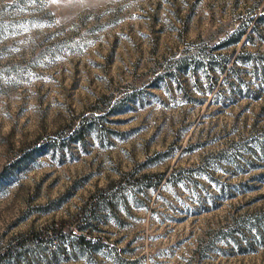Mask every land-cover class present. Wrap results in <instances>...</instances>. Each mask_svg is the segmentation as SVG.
Returning a JSON list of instances; mask_svg holds the SVG:
<instances>
[{"label": "rangeland", "instance_id": "obj_1", "mask_svg": "<svg viewBox=\"0 0 264 264\" xmlns=\"http://www.w3.org/2000/svg\"><path fill=\"white\" fill-rule=\"evenodd\" d=\"M0 264H264V0H0Z\"/></svg>", "mask_w": 264, "mask_h": 264}, {"label": "trees", "instance_id": "obj_2", "mask_svg": "<svg viewBox=\"0 0 264 264\" xmlns=\"http://www.w3.org/2000/svg\"><path fill=\"white\" fill-rule=\"evenodd\" d=\"M237 39V37L235 38V40ZM87 126L88 124L81 122L77 128H75V130L72 132L73 134L70 135V138H77V139H82L85 136V133L87 131ZM36 233H32L31 235H29V237H33L35 236ZM82 237V236H81ZM83 242H88L87 239H84Z\"/></svg>", "mask_w": 264, "mask_h": 264}]
</instances>
